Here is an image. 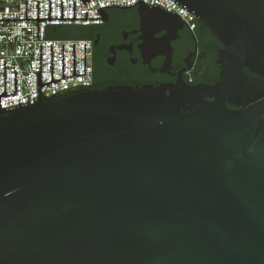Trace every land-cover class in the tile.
<instances>
[{
    "label": "water",
    "instance_id": "1",
    "mask_svg": "<svg viewBox=\"0 0 264 264\" xmlns=\"http://www.w3.org/2000/svg\"><path fill=\"white\" fill-rule=\"evenodd\" d=\"M172 1L222 44L213 83L46 97L41 87L67 78L64 44L63 78L53 80L51 44L45 84L40 44L38 101L1 108L17 94L15 71L6 95L4 60L0 264H264V0ZM73 6V19L63 1L51 19L49 1L39 19L37 1L27 19L26 1V19L0 20H37L39 39L41 20L107 13L76 19ZM86 46L76 75L74 44L73 76H86Z\"/></svg>",
    "mask_w": 264,
    "mask_h": 264
},
{
    "label": "flooded vegetation",
    "instance_id": "2",
    "mask_svg": "<svg viewBox=\"0 0 264 264\" xmlns=\"http://www.w3.org/2000/svg\"><path fill=\"white\" fill-rule=\"evenodd\" d=\"M67 33L92 42V63L102 76L96 83L99 89L159 87L175 84L179 78L190 83V77V84L197 85L213 83L219 75L218 52L223 46L207 28L147 4L109 9L101 25L59 35ZM166 40L171 58L165 55Z\"/></svg>",
    "mask_w": 264,
    "mask_h": 264
},
{
    "label": "built area",
    "instance_id": "3",
    "mask_svg": "<svg viewBox=\"0 0 264 264\" xmlns=\"http://www.w3.org/2000/svg\"><path fill=\"white\" fill-rule=\"evenodd\" d=\"M26 1L27 19H37V1H39V19H49V1H51V19H61V1H63V19L74 18L73 1H75L76 19H86V12L88 19H100L102 18L98 13L100 8L106 11L140 4L139 0H91L85 4L81 0H0V19H26ZM143 2L152 7L159 5L167 12L177 14L188 24L196 20L191 13L172 0H143ZM102 23L103 20H41L39 39H37V20H0V94L4 93V60H6V95L15 94V71L17 74V94L1 98V108L38 101L40 44L42 45V83L51 82V44H53V80L63 78V44L65 77H67L41 87L44 96L51 97L59 91L77 86L92 87L94 84L92 42L85 39L56 37L61 29L99 26ZM74 44L76 75L85 74V44H87L86 76H73ZM189 82H192V77Z\"/></svg>",
    "mask_w": 264,
    "mask_h": 264
},
{
    "label": "trees",
    "instance_id": "4",
    "mask_svg": "<svg viewBox=\"0 0 264 264\" xmlns=\"http://www.w3.org/2000/svg\"><path fill=\"white\" fill-rule=\"evenodd\" d=\"M74 28H84V27H71V28H68V29H61V31H67V32H70V31H72V29H74ZM61 31H59V34H60V32ZM69 36V38H72V39H82L81 37H74V36H70V35H73L72 33H67L66 34V36ZM94 67V66H93ZM248 74H250L248 71H246ZM251 75V74H250ZM102 80V76H101V74L98 72V70L97 69H95L94 68V87L96 88V89H98V90H101V89H99V87H97L96 86V83H99L100 81ZM234 108V107H233Z\"/></svg>",
    "mask_w": 264,
    "mask_h": 264
},
{
    "label": "rangeland",
    "instance_id": "5",
    "mask_svg": "<svg viewBox=\"0 0 264 264\" xmlns=\"http://www.w3.org/2000/svg\"><path fill=\"white\" fill-rule=\"evenodd\" d=\"M56 38H61V39H69V36L67 35H57V37Z\"/></svg>",
    "mask_w": 264,
    "mask_h": 264
}]
</instances>
